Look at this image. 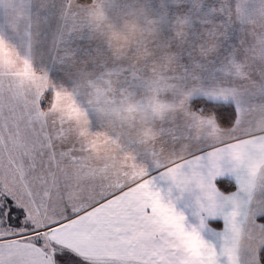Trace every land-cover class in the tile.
Masks as SVG:
<instances>
[{
  "label": "snow or ice",
  "instance_id": "obj_1",
  "mask_svg": "<svg viewBox=\"0 0 264 264\" xmlns=\"http://www.w3.org/2000/svg\"><path fill=\"white\" fill-rule=\"evenodd\" d=\"M0 264H264V0H0Z\"/></svg>",
  "mask_w": 264,
  "mask_h": 264
}]
</instances>
